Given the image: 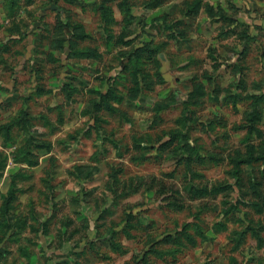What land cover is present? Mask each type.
<instances>
[{
  "label": "rangeland",
  "instance_id": "374dc122",
  "mask_svg": "<svg viewBox=\"0 0 264 264\" xmlns=\"http://www.w3.org/2000/svg\"><path fill=\"white\" fill-rule=\"evenodd\" d=\"M0 194V264H264V0H0Z\"/></svg>",
  "mask_w": 264,
  "mask_h": 264
},
{
  "label": "crops",
  "instance_id": "0c3cea01",
  "mask_svg": "<svg viewBox=\"0 0 264 264\" xmlns=\"http://www.w3.org/2000/svg\"><path fill=\"white\" fill-rule=\"evenodd\" d=\"M1 194H0V198H1ZM1 206H0V213H1V207H2V204H0ZM2 238H4V241H6L7 240V235H6V233L4 234V237H2ZM3 241V242H4ZM0 243H1V239H0ZM0 248H1V245H0Z\"/></svg>",
  "mask_w": 264,
  "mask_h": 264
},
{
  "label": "water",
  "instance_id": "95a60500",
  "mask_svg": "<svg viewBox=\"0 0 264 264\" xmlns=\"http://www.w3.org/2000/svg\"><path fill=\"white\" fill-rule=\"evenodd\" d=\"M52 8H55V6L53 5Z\"/></svg>",
  "mask_w": 264,
  "mask_h": 264
}]
</instances>
